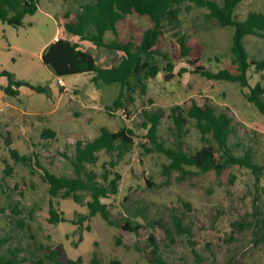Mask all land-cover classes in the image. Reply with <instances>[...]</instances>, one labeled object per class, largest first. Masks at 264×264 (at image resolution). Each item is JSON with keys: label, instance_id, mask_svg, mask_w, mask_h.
Listing matches in <instances>:
<instances>
[{"label": "rangeland", "instance_id": "1", "mask_svg": "<svg viewBox=\"0 0 264 264\" xmlns=\"http://www.w3.org/2000/svg\"><path fill=\"white\" fill-rule=\"evenodd\" d=\"M84 1L38 0L37 10L26 14L21 25L0 20V73L7 71L18 81L50 88L54 73L42 63L40 49L55 33L78 42L95 56L99 65H116L120 61L116 51L81 41L63 29V22L73 17ZM250 11L264 12V0H242L234 14L243 19ZM205 12L191 8L179 15L178 27L187 38L190 53L203 59L207 69H233L230 53L233 27L219 26L206 18ZM149 26L147 17L128 14L116 24L117 34L107 31L104 39L106 42L132 39L138 44L143 30ZM178 27L166 25L159 41L160 51L173 63L171 78L165 77L169 72L164 69V57L155 56L153 62L160 71L147 80L145 93L139 87L127 91L123 108L111 107L119 84L97 85L89 72L65 79L69 92L54 112L52 106L57 100L50 92L42 94L23 86L17 95L5 96L7 103L20 110H15L18 124L14 121L3 124L2 115L7 114L9 107L0 98V258L13 259L16 251L14 264H55L48 254L61 245L59 257L62 260L80 257L78 264H92L94 254L102 264H110L111 260L120 264H156L151 260L147 240L152 235L157 240L158 253L169 264H264V115L248 100V87L208 80L192 72L189 56L173 57L179 53L173 34ZM244 44L251 58L264 56V38L246 35ZM261 75L264 72H256L251 66L247 72L249 85ZM4 82L6 77L0 75V85ZM191 100L209 103L218 110L230 109L234 116L230 143L237 154L252 148L254 162L262 166L259 178L250 169L239 166L220 175L213 171L198 173L193 167H186L190 170L186 174L163 172V164L169 160L149 142L143 111L161 110L159 140L165 146H173L179 134L183 149L192 153L203 145L194 120L187 118L178 132L170 115L173 106H186ZM108 107L113 114H108ZM123 126L133 132L128 149L121 153L119 149L101 150L96 162L86 163L85 168L99 180L107 169L111 173L109 178L115 172L121 175L118 192L101 200L107 205L112 221L139 222L138 231L109 224L99 214L79 222V214H86L87 206L59 196L53 201L65 220L51 224L48 221L51 196L42 179L41 167L58 175L73 176L70 159L76 142L93 139L101 127L116 131ZM47 127L55 130L53 137L41 136ZM11 148L21 154L37 155L24 164L11 157ZM81 193L84 202L90 199L85 192Z\"/></svg>", "mask_w": 264, "mask_h": 264}, {"label": "trees", "instance_id": "2", "mask_svg": "<svg viewBox=\"0 0 264 264\" xmlns=\"http://www.w3.org/2000/svg\"><path fill=\"white\" fill-rule=\"evenodd\" d=\"M66 1V0H64ZM242 0H85L74 13L73 17L65 20L62 24L63 29L68 33H73L81 41H90L98 47H105L116 51L120 55V61L116 65H99L95 56L81 48L78 42L58 37V39L47 44L41 53V61L49 67L56 76H66L78 73H93L92 81L95 84L118 83L119 90L114 98L111 107L116 109L125 106L124 97L127 91H134L135 87L140 88L141 93L147 89V80L155 77L160 71V67L153 62L155 56H163L166 60L165 70L169 73L166 79L171 78L170 72L173 69V63L167 55L163 54L159 48V41L164 36L166 25L181 24L180 13L191 8L204 9L206 18L213 19L219 26H231L233 32L231 36L230 53L232 55L231 65L218 70L207 69L203 59L190 53V47L187 44V38L179 27L173 34L177 37L179 53L174 54V58L187 57L188 62L193 65L192 72L208 80H224L235 82L241 87H248V100L264 115V76L249 85L247 72L251 66L254 71L264 72V56L261 58H251L247 50L244 39L246 35H255L264 38V12L250 11L243 19H238L234 14L235 8ZM38 7V0H0V20L8 22L14 26L21 25L22 19L26 14H33ZM128 14L145 16L151 22V26L143 30L139 43L132 39L105 41L104 35L107 31L117 34L116 24L123 20ZM69 16V14H67ZM253 57V56H252ZM186 71V70H184ZM180 72V71H179ZM181 73V72H180ZM1 76L6 77V83L2 86L4 93L8 96H15L19 93L21 86H27L30 89L49 94L50 89L45 85H33L27 82H21L14 79L11 73L2 71ZM130 99L131 96H129ZM111 107L106 110L108 114ZM161 110L153 112L143 111L147 127V137L155 150L163 153L169 160L163 164L165 174L171 171L181 174L189 173L186 167H193L198 173H207L213 171L216 175L222 174L226 169L239 166L250 169L259 178L262 166L254 162L253 150L251 147L244 149L243 154L234 152L230 143L231 135L234 133V116L228 107L216 109L209 103H198L191 100L186 106L175 105L171 108L170 115L173 118L174 126L181 132V128L187 118L194 120V125L200 133V140L203 145L195 152H188L183 149V141L178 134L173 146H165L158 138V126L161 117ZM133 132L126 126L120 127L116 131H111L106 127H101L100 132L93 139L86 142L77 141L75 144L74 155L70 159L73 166L74 175L55 174L46 168L42 169V179L48 184V192L51 196L48 205V221L51 224H57L64 221L55 208L53 199L71 198L76 203H82L87 206L86 214H79L78 221L88 219L95 214H99L104 221L109 224H116L124 230L136 232L140 228V223H133L125 219L122 224L114 222L110 218V212L107 205L101 198L108 194L118 192L121 175L115 172L113 177L107 169L103 179L95 178L92 171H87L85 164H93L97 160V153L101 150L113 151L119 149V153L126 151L132 143L131 135ZM43 137H53L55 132L50 128L43 130ZM11 157L18 162L28 164L32 161L31 156L36 157V153L31 155L21 154L17 149H10ZM36 164L40 167L38 159ZM9 171V170H8ZM81 192H85L89 200L84 202ZM259 220L256 219L258 227ZM151 246V260L156 264H169L158 252L157 240L150 235L147 238ZM17 253L13 252V259L4 260L14 264ZM49 258L55 264H78L77 259L67 258L62 260L61 245L53 248ZM92 264H102L96 254L93 255ZM110 264H120L116 260H111Z\"/></svg>", "mask_w": 264, "mask_h": 264}, {"label": "crops", "instance_id": "3", "mask_svg": "<svg viewBox=\"0 0 264 264\" xmlns=\"http://www.w3.org/2000/svg\"><path fill=\"white\" fill-rule=\"evenodd\" d=\"M61 28V27H60ZM59 34L58 33H55L53 36H51L41 47L40 49V55L42 53V50L44 49V47L49 44L50 42L58 39ZM73 42V41H72ZM45 67H47L46 65H44ZM86 73V72H85ZM78 74H82V73H78ZM73 75H77V74H71V75H66V76H56L55 74L53 75L54 76V79H53V82L52 84H50V93L51 94H54V96L56 97V100H57V103H55V105L52 106V112L56 111L58 108H59V105H60V101L61 99L64 97L65 93L66 92H69V83L65 81V79L69 76H73ZM77 80V78L75 79V81ZM74 81V82H75ZM73 82V83H74ZM72 83V84H73ZM5 84V82L3 83V85ZM23 87V86H21ZM20 87V88H21ZM40 93V92H39ZM43 94V93H42ZM7 96L3 89H2V85H0V98L2 99V101L5 103L6 106H8V112L7 114L4 116L2 115V122L4 125L6 124H11L14 122H16L15 124H18L20 121H15L16 119V116H17V113L15 112V110H19V108L16 106H13L11 103H7L5 100H4V97ZM39 117H42L43 118V115H40ZM23 119V118H22ZM18 122V123H17ZM23 122H26L24 119H23ZM23 125V124H22ZM48 128V127H47ZM51 130H53L52 128H50ZM55 132V130H53ZM43 133V131H42ZM42 136V135H41ZM22 154H25V153H22Z\"/></svg>", "mask_w": 264, "mask_h": 264}]
</instances>
